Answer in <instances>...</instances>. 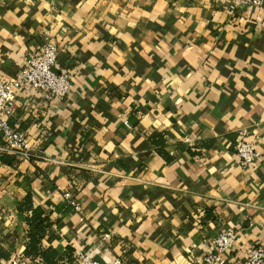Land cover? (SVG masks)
<instances>
[{
    "label": "crops",
    "instance_id": "obj_1",
    "mask_svg": "<svg viewBox=\"0 0 264 264\" xmlns=\"http://www.w3.org/2000/svg\"><path fill=\"white\" fill-rule=\"evenodd\" d=\"M231 3L0 0V77L47 33L60 47L54 70L73 73L49 109L19 92L9 120L31 159L0 153V246L23 254L29 194L71 264L78 253L204 264L228 226L238 239L220 264L264 246V5ZM240 131L258 152L247 166L233 148Z\"/></svg>",
    "mask_w": 264,
    "mask_h": 264
},
{
    "label": "built area",
    "instance_id": "obj_2",
    "mask_svg": "<svg viewBox=\"0 0 264 264\" xmlns=\"http://www.w3.org/2000/svg\"><path fill=\"white\" fill-rule=\"evenodd\" d=\"M231 2V9L236 7L251 9L264 5V0H231ZM59 51L60 47L55 37L50 33L44 34L41 44L27 52L16 75L9 78L0 77V134L3 140L0 153L13 154L24 161L31 159L27 134L9 120L19 92L36 97L48 109L49 103L53 107L52 105L62 104L67 100L72 88L73 73L54 70ZM246 137L247 133L240 131L233 144L235 154L242 166L254 163L258 157L254 142L247 140ZM64 197L71 205L75 204L71 192H64ZM100 238L107 244L110 232L102 231ZM237 239L238 233L235 227L224 228L209 242V251L203 257V263L220 264L225 254L232 253ZM235 260L237 264H264V246L250 247L245 250L243 258ZM112 261L113 264L121 263L117 257ZM3 264H42V260L14 252ZM75 264L101 263L89 254L78 253Z\"/></svg>",
    "mask_w": 264,
    "mask_h": 264
},
{
    "label": "trees",
    "instance_id": "obj_3",
    "mask_svg": "<svg viewBox=\"0 0 264 264\" xmlns=\"http://www.w3.org/2000/svg\"><path fill=\"white\" fill-rule=\"evenodd\" d=\"M5 159L3 157L4 161ZM20 209H26L31 212L26 218L28 241L23 254L40 258L42 264H71L73 258L70 253L61 255L52 244L59 236L52 228L53 221L48 212L41 206H34L30 194L25 197ZM48 233L50 235L46 237ZM44 242H47L48 245L45 246ZM10 256L11 253L0 246V258L9 259Z\"/></svg>",
    "mask_w": 264,
    "mask_h": 264
},
{
    "label": "water",
    "instance_id": "obj_4",
    "mask_svg": "<svg viewBox=\"0 0 264 264\" xmlns=\"http://www.w3.org/2000/svg\"><path fill=\"white\" fill-rule=\"evenodd\" d=\"M96 260L101 263V264H105L104 261L100 258V257H96Z\"/></svg>",
    "mask_w": 264,
    "mask_h": 264
}]
</instances>
